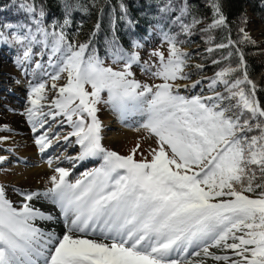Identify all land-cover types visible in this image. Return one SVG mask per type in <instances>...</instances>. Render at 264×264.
I'll return each instance as SVG.
<instances>
[{"label": "snow or ice", "instance_id": "1", "mask_svg": "<svg viewBox=\"0 0 264 264\" xmlns=\"http://www.w3.org/2000/svg\"><path fill=\"white\" fill-rule=\"evenodd\" d=\"M6 65L0 264H264V0H0Z\"/></svg>", "mask_w": 264, "mask_h": 264}, {"label": "rangeland", "instance_id": "2", "mask_svg": "<svg viewBox=\"0 0 264 264\" xmlns=\"http://www.w3.org/2000/svg\"><path fill=\"white\" fill-rule=\"evenodd\" d=\"M4 70H8V66L7 65L5 66L4 69H0V71H4ZM2 79H3V77L0 76V80H2ZM7 114H8L7 112L0 111V119L7 120V121L11 122L16 127L20 125L19 123L17 125L15 124V121L14 120L16 119V117H13L12 119H9L10 116H8ZM104 115H108V114L106 113ZM13 116H18V115H13ZM105 125L108 126V128H106V141L105 142L109 146L116 147V148H121L122 149L123 146H124V144L126 143V141L132 139V136H133V133H131L132 130L129 129V128H125L124 126L116 123L112 118H111V121L109 123H106ZM109 128L111 130H108ZM129 131H131V132H129ZM28 159L35 166L34 167H31L30 166V167L24 168V166L21 165L20 168L23 170L24 175L28 176L30 174L36 173V172L40 171L39 169L41 167L44 170H46V164L43 163L41 161V159L38 162H36L32 158H28ZM91 166L92 165L79 167L77 171H84L85 167H91ZM9 178H11V179H20L21 177L19 175H17V176L9 177Z\"/></svg>", "mask_w": 264, "mask_h": 264}, {"label": "bare ground", "instance_id": "3", "mask_svg": "<svg viewBox=\"0 0 264 264\" xmlns=\"http://www.w3.org/2000/svg\"><path fill=\"white\" fill-rule=\"evenodd\" d=\"M21 94L22 93H20L19 90H18L17 91V97L19 95H21ZM10 99H13L15 101L16 98L10 97ZM7 115L10 116L9 119H12L13 117H16V119L14 120L15 121V124L17 125L19 123L20 125L17 126V127L21 130L22 133H26V128H25V125L23 124V121H22L21 117H19V116H13V114H11V113H8ZM111 118L112 117L109 114L108 115H104L102 117V119L104 120V123L105 124L106 123H109L111 121ZM129 132H131V131H129ZM26 143H29V146L27 148L22 149V153L21 154L22 155H25L27 158H32L36 162H38L40 160L39 156L37 155V153L35 152V150L30 146V142L26 141ZM39 170L40 171H38L36 173H33V174H30V175L27 176L28 179H29V181L34 182V178L37 176V174L38 173H42L43 171H45L42 167ZM17 180H19V179H17Z\"/></svg>", "mask_w": 264, "mask_h": 264}]
</instances>
